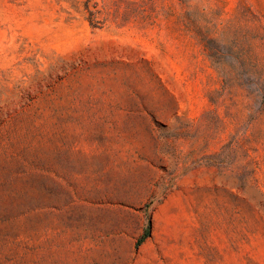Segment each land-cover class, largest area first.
I'll return each mask as SVG.
<instances>
[{
  "label": "rangeland",
  "instance_id": "obj_1",
  "mask_svg": "<svg viewBox=\"0 0 264 264\" xmlns=\"http://www.w3.org/2000/svg\"><path fill=\"white\" fill-rule=\"evenodd\" d=\"M0 264H264V0H0Z\"/></svg>",
  "mask_w": 264,
  "mask_h": 264
},
{
  "label": "trees",
  "instance_id": "obj_2",
  "mask_svg": "<svg viewBox=\"0 0 264 264\" xmlns=\"http://www.w3.org/2000/svg\"><path fill=\"white\" fill-rule=\"evenodd\" d=\"M151 227H152V221H149L148 227L144 230V233L140 237V239L136 243V247L138 248L141 244L144 243V241L150 236L151 232Z\"/></svg>",
  "mask_w": 264,
  "mask_h": 264
}]
</instances>
